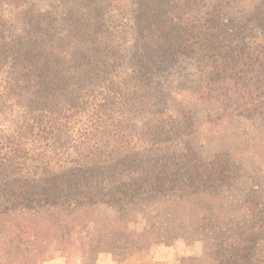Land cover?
Returning <instances> with one entry per match:
<instances>
[{
  "label": "trees",
  "instance_id": "trees-1",
  "mask_svg": "<svg viewBox=\"0 0 264 264\" xmlns=\"http://www.w3.org/2000/svg\"><path fill=\"white\" fill-rule=\"evenodd\" d=\"M112 1L129 2L0 0V218L36 220L0 229L7 244L46 243L37 223L43 216L57 225L61 216L100 203L211 200L231 181L222 154L205 162L177 148L194 125L184 104L180 126L153 114L149 86L162 61L144 34L152 23L169 44L174 39L196 57L200 98L217 101L208 103L224 117L259 121L264 132V0L230 28L205 22L181 32L176 15L145 13L146 0H134L136 18L118 5L109 9ZM233 1L214 0L212 7ZM245 205L250 219L243 228L232 223L229 230H239L231 237L222 220L203 217L221 234L214 254L192 264H264V204ZM28 250L27 257L38 256ZM0 257V264H24L25 255Z\"/></svg>",
  "mask_w": 264,
  "mask_h": 264
},
{
  "label": "rangeland",
  "instance_id": "rangeland-1",
  "mask_svg": "<svg viewBox=\"0 0 264 264\" xmlns=\"http://www.w3.org/2000/svg\"><path fill=\"white\" fill-rule=\"evenodd\" d=\"M135 1L120 4L112 1L109 9H117L118 5L125 16L136 18L141 11ZM213 1L146 0L142 7L145 13L156 12L162 17L176 15L181 32L185 31V26L205 22L230 28L232 21L238 23L245 19L254 5L260 3V0H234L230 7L226 5L215 11ZM220 1L225 3L227 0ZM127 28L131 29L130 23ZM147 30L144 34L149 38L148 46L156 50L162 61L149 86L153 114L166 116L171 124L180 126L185 119L178 110L184 104L189 122L194 125L186 138L176 141L177 148L181 152L198 153L205 162L222 154L223 159L230 160L225 171L231 181L218 186L213 193L215 198L211 200L200 197L177 205L170 195L154 204L100 203L61 216L57 225H54L55 220L49 222L47 216H43L37 219L39 226H36L40 228V234L48 233L47 242L53 240L52 246L47 242L30 243L27 238L11 245L2 238L0 256L11 255L17 250L25 255L24 264H44L53 259H59L61 264H99L105 260L116 264H192L194 259L214 254L221 234L216 231L217 222L210 227L203 217L208 215L222 220L224 232L231 237L239 230L237 227L234 232L229 230L232 223L238 220L243 228L250 219L245 204L252 200L264 204V132H260L261 123L237 115L222 116L218 104L208 103L217 101L200 98L204 80L196 57L185 54L174 39L169 44L165 31L157 23L147 26ZM18 222H23L24 228L36 224V220L27 215L14 214L0 218V229L10 228ZM49 226L51 230L47 229ZM52 229L56 233L55 239ZM56 238L58 240L54 241ZM28 249L38 250V256L27 257ZM96 254L97 260H94Z\"/></svg>",
  "mask_w": 264,
  "mask_h": 264
},
{
  "label": "crops",
  "instance_id": "crops-1",
  "mask_svg": "<svg viewBox=\"0 0 264 264\" xmlns=\"http://www.w3.org/2000/svg\"><path fill=\"white\" fill-rule=\"evenodd\" d=\"M44 264H61V262L59 259H53L51 261L45 262ZM99 264H116V263L112 260H105V261L99 262Z\"/></svg>",
  "mask_w": 264,
  "mask_h": 264
}]
</instances>
